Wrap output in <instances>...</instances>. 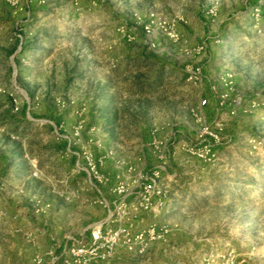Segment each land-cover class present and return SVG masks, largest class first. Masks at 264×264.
<instances>
[{
	"label": "rangeland",
	"instance_id": "obj_1",
	"mask_svg": "<svg viewBox=\"0 0 264 264\" xmlns=\"http://www.w3.org/2000/svg\"><path fill=\"white\" fill-rule=\"evenodd\" d=\"M0 264H264V0H0Z\"/></svg>",
	"mask_w": 264,
	"mask_h": 264
},
{
	"label": "built area",
	"instance_id": "obj_2",
	"mask_svg": "<svg viewBox=\"0 0 264 264\" xmlns=\"http://www.w3.org/2000/svg\"><path fill=\"white\" fill-rule=\"evenodd\" d=\"M202 102L204 103L205 101L203 100Z\"/></svg>",
	"mask_w": 264,
	"mask_h": 264
}]
</instances>
